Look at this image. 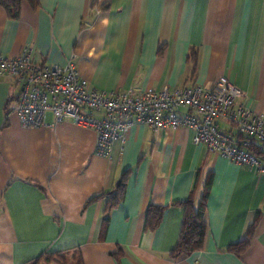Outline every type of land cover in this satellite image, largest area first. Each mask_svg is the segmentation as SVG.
<instances>
[{
    "label": "crops",
    "instance_id": "0c3cea01",
    "mask_svg": "<svg viewBox=\"0 0 264 264\" xmlns=\"http://www.w3.org/2000/svg\"><path fill=\"white\" fill-rule=\"evenodd\" d=\"M23 49L36 62L71 59L98 90L209 89L225 75L243 90L237 102L264 114V0H22L17 18L0 6V56ZM18 92L0 74V264L70 248L83 264H264V174L194 144L184 126L135 123L101 156L94 129L53 123L50 111L44 125L21 126ZM208 172L204 245L173 258L183 217L173 203ZM150 205L165 206L152 231Z\"/></svg>",
    "mask_w": 264,
    "mask_h": 264
},
{
    "label": "built area",
    "instance_id": "2783aa9c",
    "mask_svg": "<svg viewBox=\"0 0 264 264\" xmlns=\"http://www.w3.org/2000/svg\"><path fill=\"white\" fill-rule=\"evenodd\" d=\"M3 73L19 85L10 109L23 127L44 125L50 111L53 123L68 119L94 129L95 153L109 157L112 143L135 123L153 132L184 126L193 130L194 144L264 174V114L238 103L243 90L225 75L209 89L190 83L137 93L98 90L71 59L64 65L36 62L27 49L15 57L0 56Z\"/></svg>",
    "mask_w": 264,
    "mask_h": 264
},
{
    "label": "trees",
    "instance_id": "16d2710c",
    "mask_svg": "<svg viewBox=\"0 0 264 264\" xmlns=\"http://www.w3.org/2000/svg\"><path fill=\"white\" fill-rule=\"evenodd\" d=\"M27 2L34 7L37 0H27ZM22 0H0V6L6 11L9 17L17 18L21 7ZM94 115L100 116L99 112ZM212 182V173L208 172L207 176L201 180L196 178L195 185L189 197L182 202L173 203L183 208V217L179 231V237L174 249L171 252L173 258L181 254L189 253L199 250L203 247L207 234V221H206V207L207 199L210 192ZM123 182L117 188L110 192V197L107 201L105 212L115 207L123 196ZM199 185V186H198ZM105 193L96 194L91 196L87 203L90 201L101 198ZM165 206H152L150 205L147 210L145 220V230L152 231L160 223ZM242 245H230L228 250L238 254L239 248ZM70 249L45 251L38 257L32 258L23 264H83L78 251Z\"/></svg>",
    "mask_w": 264,
    "mask_h": 264
},
{
    "label": "rangeland",
    "instance_id": "374dc122",
    "mask_svg": "<svg viewBox=\"0 0 264 264\" xmlns=\"http://www.w3.org/2000/svg\"><path fill=\"white\" fill-rule=\"evenodd\" d=\"M39 264H42V263H39ZM50 264H52V263H50ZM71 264H73V263H71Z\"/></svg>",
    "mask_w": 264,
    "mask_h": 264
},
{
    "label": "water",
    "instance_id": "95a60500",
    "mask_svg": "<svg viewBox=\"0 0 264 264\" xmlns=\"http://www.w3.org/2000/svg\"><path fill=\"white\" fill-rule=\"evenodd\" d=\"M120 182V180H118V183Z\"/></svg>",
    "mask_w": 264,
    "mask_h": 264
}]
</instances>
